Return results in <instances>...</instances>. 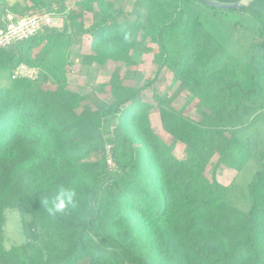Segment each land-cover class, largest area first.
Masks as SVG:
<instances>
[{"label":"trees","instance_id":"16d2710c","mask_svg":"<svg viewBox=\"0 0 264 264\" xmlns=\"http://www.w3.org/2000/svg\"><path fill=\"white\" fill-rule=\"evenodd\" d=\"M200 3L227 9L203 0H134L130 10L114 0H0V26L10 11L62 18L0 47V264H264V139L237 133L239 117L264 107V0L238 8L259 23L248 59L207 27ZM85 35L83 65L127 67L105 83L109 99L44 86L67 82L72 47ZM146 42L159 50L156 76L169 68L171 85L199 95L219 124L178 109L175 94L154 90L152 102L144 99L156 76L143 86L125 83L137 74L132 52ZM21 63L38 76L12 78ZM155 108L183 157L153 129ZM220 166L236 171L229 183L218 179ZM62 186L75 190L76 204L50 215L43 200ZM9 208L24 237L11 247Z\"/></svg>","mask_w":264,"mask_h":264},{"label":"rangeland","instance_id":"374dc122","mask_svg":"<svg viewBox=\"0 0 264 264\" xmlns=\"http://www.w3.org/2000/svg\"><path fill=\"white\" fill-rule=\"evenodd\" d=\"M16 1L22 0H12V2ZM114 1L124 7L125 10H130L134 0ZM196 9L201 13L207 27L239 59H248L252 55L253 50L257 48L255 44L258 43V38L256 37L258 35L259 23L249 11L227 8L222 12L215 13L213 8L208 7L204 3L198 4ZM50 16L52 18V24H60L62 22L61 17L54 14H50ZM84 18L87 26H90L93 22V15L87 12ZM255 33L257 34L255 35ZM90 40V35H85L80 40L75 41L72 47L71 65L68 67L66 73L67 82L58 85L52 82V80H45L44 86L46 88L54 90L59 87L66 91L77 89L81 92L93 90L101 98L109 99L110 95L107 92V88L104 87L105 83L110 79L116 67H122L123 71L127 70V67L122 63L114 61H110L106 65H99L97 63L88 66L83 65L82 56L84 53L89 52ZM132 56L134 61L132 69L136 70L137 74L135 78L126 80L125 83L131 86H143L153 79L158 72V66L156 64L160 57L158 47L151 42L141 43L132 52ZM173 79L174 75L172 71L167 67H163L156 76L154 84H151L143 91V98L152 102L154 100V90H157L159 94H175L173 104L178 109H181L194 119L208 123L210 126L219 124L216 117L206 114V106L199 95L195 96L189 89H179L178 83L171 85ZM204 95L206 96L207 94L204 93ZM249 112L238 118V135L245 136L250 133H258L264 139V107L250 110ZM150 114L153 129L165 141L172 145L173 152L177 157H183L185 155L184 146L181 143L173 144L172 137L162 127L159 110L156 108L152 109ZM216 158L208 166L207 175L209 177L216 166ZM246 171L251 172V175L253 173L250 168H247ZM235 174L236 171L234 169L225 166H220L217 170V177L223 183H229ZM5 215L7 217V224L4 230L6 246L11 247L14 244H20L24 241V237L18 212L9 208L5 211Z\"/></svg>","mask_w":264,"mask_h":264},{"label":"built area","instance_id":"2783aa9c","mask_svg":"<svg viewBox=\"0 0 264 264\" xmlns=\"http://www.w3.org/2000/svg\"><path fill=\"white\" fill-rule=\"evenodd\" d=\"M52 23L50 14L35 13L19 16L14 12H8L4 24L0 26V47L9 46L15 42L29 39L35 35L43 26ZM39 70L21 63L12 73V78L28 77L36 78ZM111 145H107L108 163L114 165L110 154Z\"/></svg>","mask_w":264,"mask_h":264},{"label":"clouds","instance_id":"9594fccd","mask_svg":"<svg viewBox=\"0 0 264 264\" xmlns=\"http://www.w3.org/2000/svg\"><path fill=\"white\" fill-rule=\"evenodd\" d=\"M77 193L71 187H60L53 197L48 195L43 203L48 205V212L55 216L57 213H66L69 206H75Z\"/></svg>","mask_w":264,"mask_h":264},{"label":"water","instance_id":"95a60500","mask_svg":"<svg viewBox=\"0 0 264 264\" xmlns=\"http://www.w3.org/2000/svg\"><path fill=\"white\" fill-rule=\"evenodd\" d=\"M208 5L217 7V8H230V9H238L242 7L243 5L247 4L249 0H239L237 2H222L219 0H203Z\"/></svg>","mask_w":264,"mask_h":264},{"label":"crops","instance_id":"0c3cea01","mask_svg":"<svg viewBox=\"0 0 264 264\" xmlns=\"http://www.w3.org/2000/svg\"><path fill=\"white\" fill-rule=\"evenodd\" d=\"M18 15V13H16Z\"/></svg>","mask_w":264,"mask_h":264}]
</instances>
